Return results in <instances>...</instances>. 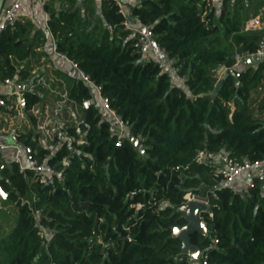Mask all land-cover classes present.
<instances>
[{
	"label": "trees",
	"instance_id": "trees-1",
	"mask_svg": "<svg viewBox=\"0 0 264 264\" xmlns=\"http://www.w3.org/2000/svg\"><path fill=\"white\" fill-rule=\"evenodd\" d=\"M136 2L132 17L152 26L186 83L127 40L126 17L113 1H104L96 19L84 20L73 8L52 13L48 26L59 52L102 87L139 146L129 138L116 145L114 119L97 103L68 130L69 137L82 134L88 145L67 141L52 154L26 140L64 179L44 187L17 165H4L2 201L12 218L0 223V264H195L173 237L187 223L178 211L187 193L209 204L202 215L207 235L191 236L200 258L207 256L208 264H264V183L220 189L213 163L222 155L264 160V98L252 106L264 92V60L240 65L239 78L233 67L236 54H255L264 45V30H245L264 0H223L207 12L199 0ZM29 30L30 24L18 22L0 34V83L20 85L27 78L13 60L33 53ZM225 69L229 75L212 100ZM24 94L25 110L40 100L34 92ZM90 97L83 81L70 87L74 102ZM74 148L80 152L66 163ZM200 150L207 164L196 163ZM41 226L50 230L45 238Z\"/></svg>",
	"mask_w": 264,
	"mask_h": 264
},
{
	"label": "crops",
	"instance_id": "crops-1",
	"mask_svg": "<svg viewBox=\"0 0 264 264\" xmlns=\"http://www.w3.org/2000/svg\"><path fill=\"white\" fill-rule=\"evenodd\" d=\"M0 1H2L0 10L1 20L5 11L16 0ZM104 1H113L118 5L120 11L126 17L125 23L130 27L143 28L139 21L131 15V7L136 5L137 2H131L130 0L21 1L19 23L30 24L32 26V30H29L26 37L29 39V45L33 47V53L24 61L13 60L21 70L26 72L27 78L21 81L20 85L14 81V94L8 99L10 101H15L16 99L21 101L22 98L25 99L24 92L29 91L36 93L40 100L29 110L24 109L25 102H21V110H15L13 107L11 109V106L0 108V166L13 164L15 152L12 148L7 147L11 144L10 136L12 133L24 137L25 142L26 140L35 141L37 147L55 154L60 149V146L52 138L55 131L65 125L76 128L82 119H84L85 114L81 108V104L69 98L70 87L74 82L82 81L81 77L70 63V60L61 59L53 50L51 45L55 38L49 30L48 22L51 19L52 13L59 16L71 8L79 9L84 20L100 18ZM255 18L250 19L252 21L248 20L250 21H247L248 23L246 22L245 30H264L262 12ZM260 22L262 26H260ZM145 59L162 60L159 56L155 55H148ZM257 64L251 65L255 67ZM243 67H245V64L242 65ZM223 73L224 71H222L221 75ZM8 91L9 87L4 82H1L0 93L4 94V97H7ZM263 98L264 92L257 97L256 103L252 104V106L257 105ZM98 107L105 112L108 119H114L113 115L103 110L99 103ZM233 187L239 191L245 189L242 181L237 182ZM0 199L4 198L0 197Z\"/></svg>",
	"mask_w": 264,
	"mask_h": 264
},
{
	"label": "built area",
	"instance_id": "built-area-1",
	"mask_svg": "<svg viewBox=\"0 0 264 264\" xmlns=\"http://www.w3.org/2000/svg\"><path fill=\"white\" fill-rule=\"evenodd\" d=\"M21 1L16 0L14 4H12L4 13L2 19L0 20V34L6 30L9 26H14L19 22V11L21 8ZM131 2H136V0H130ZM201 4L204 5L205 11L210 10L211 8L216 7L218 4L223 2V0H199ZM125 30L129 31L127 36V40L134 41L135 46L139 49L141 53L144 55H155L159 56L165 66L168 68V71L172 76L178 78L182 83H186L187 76L180 75L178 72V68L174 65V61L170 58L168 52L160 47L157 43L152 26H146L143 28H133L130 27L127 23H124ZM109 32L112 33V27H108ZM52 48L56 52L57 56L61 59L70 60L66 54L59 52L58 42L53 39ZM254 56L264 57V46L261 47L257 53L255 54H247L242 56L240 54H236L235 56V64L234 69H237L235 72V77L239 78L241 74L240 65L245 63L247 58H252ZM263 61V60H262ZM72 66L78 71L81 80L85 83V85L90 89L91 97L85 99L81 108L83 111H88L95 103H99L103 110L111 113L114 117L115 123V133L118 136V140L116 142L117 146H122L123 139L129 138V132L127 124L114 112V110L110 106L109 98L103 95L102 87L96 84L89 75H87L83 70H81L78 64L72 60H70ZM226 73V69L223 70ZM222 73V72H221ZM223 73V74H224ZM222 74V75H223ZM221 75V77H222ZM5 85L9 87V91L7 92V97L0 98V108H7L11 106L15 110H21V101L16 99L15 101H10L8 99L14 93L13 83L14 81L11 79L5 80ZM86 115H84L85 117ZM79 119V118H78ZM71 128L70 125H65L55 131L53 135V141L58 144V146L64 144V142H72L77 145H88V142L84 139L83 135L80 134L79 138L69 137L68 130ZM11 144L7 147L12 148L15 152V157L13 159V164L19 167L20 173H31L32 181L40 183L44 187H51L58 180H63L61 174L55 171L54 167L47 160H40L36 151L32 145L25 142L20 138V136L16 133H12L10 136ZM71 155L66 158V163L71 162V158L73 155L80 152L79 149H72ZM209 158L206 156V153L203 150L198 151L195 157V161L198 164H207ZM210 163V162H209ZM213 163H215V174L220 177L218 188L225 189L233 186L239 181H242L245 189L253 188L256 181L264 183V160L260 161H250L244 160L242 162L236 161L231 158L229 155L217 156L214 158ZM4 165L0 166V169H3ZM176 170H179L177 168ZM186 203L191 201H202L206 203L208 206V201L203 198L196 197L191 193H187L184 196ZM185 203V204H186ZM40 212L36 211V218L39 217ZM212 216V214H210ZM50 230L47 227L41 226L40 236L41 238H45L48 236ZM215 244L218 243L217 240L214 241ZM188 257V256H187ZM190 261H196L195 264H208L207 256L200 258H191L188 257ZM182 260V259H180Z\"/></svg>",
	"mask_w": 264,
	"mask_h": 264
},
{
	"label": "water",
	"instance_id": "water-1",
	"mask_svg": "<svg viewBox=\"0 0 264 264\" xmlns=\"http://www.w3.org/2000/svg\"><path fill=\"white\" fill-rule=\"evenodd\" d=\"M2 7V1H0V10ZM264 60V57L254 56L252 58H247L245 63L247 65L257 64ZM228 73L218 80L215 85L214 91L211 93L212 100L218 96L220 90L223 87L224 80L228 77ZM22 102H25V99L22 98ZM86 117V116H85ZM84 117V118H85ZM129 140L133 143L134 146H139V140L134 138V136L129 135ZM143 152V148L141 149ZM0 176V180H1ZM264 188V184H263ZM205 194V190L203 192ZM0 197L6 198L7 194L3 191L0 185ZM87 203H84L83 206H86ZM178 211L182 214V217L186 220V225L183 227L175 228L173 231V237L179 239L182 242L181 254L186 255L191 258H198L200 255V249L197 245L193 244L191 241V236L195 233L206 236L208 233L207 224L203 220V213L209 211V206L202 201H191L182 205Z\"/></svg>",
	"mask_w": 264,
	"mask_h": 264
},
{
	"label": "rangeland",
	"instance_id": "rangeland-1",
	"mask_svg": "<svg viewBox=\"0 0 264 264\" xmlns=\"http://www.w3.org/2000/svg\"><path fill=\"white\" fill-rule=\"evenodd\" d=\"M261 12H262L263 17H264V8L261 9L260 13H261ZM253 19H254V18H253ZM255 19H256V18H255ZM250 21H252V20H250ZM250 21H248V22H250ZM259 21H260V20H259ZM248 22H247V23H248ZM260 26H262V23H261V22H260ZM254 30H260V29H254ZM261 93H263V91H261V92L258 94V96H259ZM7 209H8V208H5V207H4V203H3V201L0 199V213H1V215H0V223L3 224V225H5L6 222H9V220L12 218V217H10V216L7 215Z\"/></svg>",
	"mask_w": 264,
	"mask_h": 264
}]
</instances>
